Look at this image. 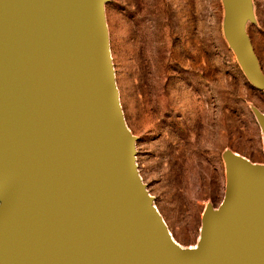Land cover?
<instances>
[{
	"label": "water",
	"instance_id": "obj_1",
	"mask_svg": "<svg viewBox=\"0 0 264 264\" xmlns=\"http://www.w3.org/2000/svg\"><path fill=\"white\" fill-rule=\"evenodd\" d=\"M103 1L0 0V186L23 175L0 204V264H264V166L235 153L200 252L172 245L134 164ZM231 1L236 49L264 91Z\"/></svg>",
	"mask_w": 264,
	"mask_h": 264
},
{
	"label": "rangeland",
	"instance_id": "obj_2",
	"mask_svg": "<svg viewBox=\"0 0 264 264\" xmlns=\"http://www.w3.org/2000/svg\"><path fill=\"white\" fill-rule=\"evenodd\" d=\"M264 75V0H236ZM231 0H104L118 101L138 176L168 232L200 247L235 153L264 166V91L234 42ZM6 176L0 204L12 187ZM10 178V179H9ZM13 178L12 184L18 180Z\"/></svg>",
	"mask_w": 264,
	"mask_h": 264
},
{
	"label": "bare ground",
	"instance_id": "obj_3",
	"mask_svg": "<svg viewBox=\"0 0 264 264\" xmlns=\"http://www.w3.org/2000/svg\"><path fill=\"white\" fill-rule=\"evenodd\" d=\"M104 2V1H103ZM127 129V128H126ZM138 174V173H137ZM139 177V176H138ZM140 179V178H139ZM141 181V180H140ZM153 206V205H152ZM154 207V206H153ZM154 209L156 210V208L154 207ZM157 212H158V210H156ZM169 233V237H170V241H171V243H172V245L178 250V251H180L181 253H183V254H190V255H197L199 252H200V250L202 249V248H199V247H196V248H194V247H189V248H186V249H183L175 240H174V238L171 236V234H170V232H168ZM201 243V245H202V232H201V235H200V239H199V244ZM200 245V246H201Z\"/></svg>",
	"mask_w": 264,
	"mask_h": 264
}]
</instances>
